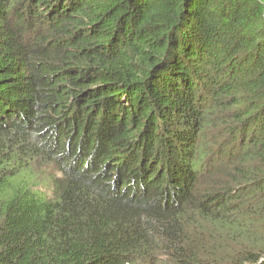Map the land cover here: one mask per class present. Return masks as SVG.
<instances>
[{
  "label": "trees",
  "instance_id": "obj_1",
  "mask_svg": "<svg viewBox=\"0 0 264 264\" xmlns=\"http://www.w3.org/2000/svg\"><path fill=\"white\" fill-rule=\"evenodd\" d=\"M0 264H264V0H0Z\"/></svg>",
  "mask_w": 264,
  "mask_h": 264
}]
</instances>
